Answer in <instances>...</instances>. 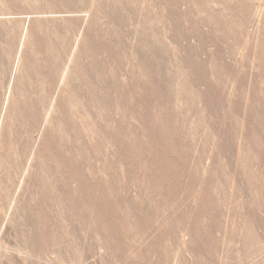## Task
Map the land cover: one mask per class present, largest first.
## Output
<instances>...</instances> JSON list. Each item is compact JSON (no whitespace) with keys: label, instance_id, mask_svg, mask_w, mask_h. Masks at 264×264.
<instances>
[{"label":"bare ground","instance_id":"obj_1","mask_svg":"<svg viewBox=\"0 0 264 264\" xmlns=\"http://www.w3.org/2000/svg\"><path fill=\"white\" fill-rule=\"evenodd\" d=\"M212 3L218 4L216 11L209 7ZM236 3L0 0V126L22 128L0 133V140L18 145L13 149L0 146V234L7 226L12 229L11 247L23 255L22 264L235 263L231 248L211 239L209 232L224 225L215 218L219 207L226 206L223 195L221 199L215 196L224 192L222 183L216 180L218 173L223 179L225 176L222 155L229 153L226 158L230 166L236 158V166L247 176L253 175V202L264 213V153L259 149L264 145V89L259 83L264 82V0ZM190 14L195 15L194 20H190ZM184 20L191 30H182ZM235 20L237 32L232 30ZM202 27L209 33H203ZM214 29L222 35L216 37ZM192 39H197L200 47L208 41L216 46L231 39V50L242 51L240 63L247 73L234 70L233 63H222L220 52L203 59ZM126 48L132 51L139 68L136 73L128 70L129 77L140 75L147 95L137 96L144 107L139 114L141 127L131 126L129 137L123 139L120 135L126 120L113 121L110 110L111 104L119 109L128 97L115 77L106 76V64L96 55L104 50L110 60L120 62ZM177 51L187 56L174 57ZM208 63L214 82L207 78ZM36 77L37 85L33 83ZM41 79L51 80L54 96L60 88L62 98L56 101L64 115L61 122L49 117L50 98H39L44 91ZM249 80L254 87L247 94L243 86ZM191 83L204 88L190 91ZM100 85H106L116 96L112 92L102 94ZM4 86L9 90L3 91ZM228 98L231 101L225 106ZM198 100L204 102L208 116L218 115L220 109L225 111L228 124L220 129L224 120L217 124L209 121L220 139L208 162H204L203 150L198 149L190 164L189 153L196 143L188 138L186 121L201 116L195 105ZM183 101L191 105L186 111L178 106ZM84 107L104 110V119L112 120L114 128L101 130L84 121L91 139L81 144L82 131L74 119ZM209 132L203 133L206 144L213 136ZM99 133L115 145V159L127 167V180L139 182V199L123 195L127 184L114 169L116 160L102 157ZM246 158L257 162L255 172L244 164ZM92 159H101L100 164L95 165ZM23 162H34L37 167L24 184ZM11 169L18 173L11 175ZM102 172L107 178L101 176ZM182 176L188 177L186 187L181 185ZM182 192L184 200L174 206L177 194ZM190 199L197 207H190ZM202 217L210 218L203 227ZM262 222L255 218L256 225ZM180 231L185 236L182 241L190 246L186 252L174 249ZM260 233L246 221L240 234L231 235L226 230L228 238L235 240L238 236L240 241L243 254L239 264H264V237Z\"/></svg>","mask_w":264,"mask_h":264},{"label":"rangeland","instance_id":"obj_2","mask_svg":"<svg viewBox=\"0 0 264 264\" xmlns=\"http://www.w3.org/2000/svg\"><path fill=\"white\" fill-rule=\"evenodd\" d=\"M230 2H232V4L234 6H236V4H237L236 0H230ZM184 6H185V4L183 5V7ZM209 7H212L211 9L214 10V11H216L217 8H219L218 4H216V3H212L211 5L209 4ZM201 16H203V14H201ZM235 16H237V15H235ZM189 18H190V20H194L195 15L194 14H190ZM221 19L223 20V17H221ZM183 22L184 23H183L182 30L183 31L191 30L189 28L190 25H189L188 21L184 20ZM235 22L236 23H234L233 27H232L233 32H237L238 21L235 20ZM192 23H193V21H192ZM202 32L203 33H209L208 29L206 27H202ZM213 34L216 37H220L222 35L221 31L219 32V30H216V29L213 30ZM96 38H97V36H96ZM94 39H95V36H94ZM246 39L249 40L250 36L247 35ZM208 42L209 43H207V42L204 43V46H203L204 48H203L202 46L201 47L199 46V42H198L197 39H192L191 40V44L193 46H195L194 48H195L196 52L203 59L204 58L210 59V57L212 55L216 54L217 52H220V54H221L220 61L222 63H225V64L233 63L234 64V70H237L240 74H243V75L247 73V69L244 66H242L241 63H240L243 60L242 51L240 49H237V48H234L233 50H231V47L233 45V42H232L231 39L227 40L226 42L223 41L221 44L219 43V45L217 44L216 46L213 45L212 41H211V43H210V41H208ZM125 51H126V53H124ZM77 52L78 53H82V54L84 53L81 50H75L74 53H77ZM179 52L180 51L175 52L174 53L175 54L174 57L183 56V55L185 56L186 55L183 52H180V53ZM205 52H206V54H205ZM99 53L102 54V55H100ZM96 56H98V59L104 61V64H106L105 65L106 66V69H105L106 76L109 75L108 77H110V76L115 77L118 80V82H119V84H120L122 89H123V86H124L123 90L126 92V96L128 97V99H126L127 103L125 102L122 106H119V109L116 108V106H114V104H111L113 106V109L110 110V114L112 115V120L113 121H116V119L118 120L120 118H124L126 120V126H125L124 133H121V135H120L121 138H123V139L125 138L126 139L127 137H129L128 132H130L129 130H130L131 126L140 128L141 125H142V123H141L142 121H141V119L139 117V114L143 113L142 111H143L144 107H143V103L138 98L139 97L142 98L144 95H147L146 91L143 89L144 79L140 75H138L136 78H133V79L129 77L130 73L127 72L128 70L132 69V70H134L135 73L139 71L138 64H137L136 61L133 60L132 51L129 48L124 49V51L122 53V56H121L122 60L120 62H114L113 60H110L108 52L104 51V50H101L100 52H98ZM174 57H173V59H174ZM82 60L84 61V62L83 61L82 62L85 65H86V62L88 63L87 59L84 58ZM213 60H214V58H213ZM208 66L206 67L207 68V71H206L207 72V78H208V80H211V81L214 82V81H216L215 76L213 74L211 75L209 73V70L211 68V64L208 63ZM254 70H255V68H254ZM117 71H118L119 75L117 74ZM39 77H41V76H39ZM188 78L189 79H193V75H191V73H188ZM35 79L36 80H33V83L35 85H37L38 84V83H36L37 77ZM40 81L42 82L41 83V87L44 88V91H43V93L41 95H39V98H40V96H44V95L45 96L47 95L48 99L50 98V100H49L50 109L48 110L49 117H52L53 119H55V117H56L57 120L55 119V121L56 122H61V120L64 118V115L62 113V110H61L60 106L57 104V101H56L57 97L58 98H62V93L60 92V88H59L58 92L56 93L57 96H54L55 94H52V92H51V88L53 87L52 83H51V80L46 79L45 81H43V79H41ZM128 82H130V83H128ZM259 83H260V86H262L263 89H264V82H259ZM129 84H130V86H129ZM192 84L193 83H191L192 87L191 86L188 87V89L190 91L191 90H201V89L204 88L203 85L194 86ZM132 85H134L135 87L132 86ZM102 87H103V89H102ZM253 87H254L253 81L249 80L243 86V92L247 93V94H250V92L253 90ZM105 88H106V85L105 86H101L100 85L98 90L102 94H105L106 92H110V93L112 92L111 94L113 96H116V93L114 91H109L107 88H106V90H107L106 91ZM135 88L137 89V91L135 90ZM229 89L231 90V87ZM2 90L3 91H8L9 89L7 88V86H4ZM140 90H143V91L140 92ZM137 96H139V97H137ZM128 101H129V103H128ZM230 101H231V99L228 98L227 102L225 101V106L227 104H229ZM124 105L126 107H124ZM195 105H196L197 109L200 111L202 117L201 116H199V117L197 116V117L192 119V117H194V116H192L191 118L189 117L190 119H188V121H186V130L188 131V138H189L190 141H194L195 140L194 142L196 143L195 144V148L189 153V155H190L189 156L190 157V159H189L190 164H192L195 161V158L198 155L197 154L198 153V149L201 150V151L203 150L204 157H205L204 162L205 161L208 162L209 156H211V154L213 152V148L216 147L217 142L220 139L219 138L220 136L216 135V133H215L216 129L214 130V129H212L210 127L209 121L215 122L217 124V123L222 122V120H224V124H223V122L221 123L222 125L220 124L221 128L219 126L220 129H225L227 127V124H228V115L225 114V111H223L222 109L218 110V115L214 114L211 117L210 115L208 116L209 113H208L207 109L204 108L205 105H204V102L202 100H198L195 103ZM178 106H180V107L182 106L181 110L186 111V109H188V107L191 106V105H190V103H188L186 101H183V102L180 103V105L178 104ZM55 108L57 110H55ZM100 109L101 108H98V110H97V108H95L94 111H92V110L89 111V110H87L84 107L82 110L77 112V115H76L74 121L76 123V126L79 127V129H81V131H82V133H80V135L82 137H81V139H79L80 140L79 142L81 144L83 143V140L86 141V142H89L90 139H91V135L89 134L87 127L83 124L84 121H85V123H94V124L98 125L101 130H103V129H111V130H113L112 127L114 125V122L112 120H109V121L105 120L104 117H103V114H105V111L104 110L102 111V109L100 111ZM131 110H134L136 113L133 112L131 114V112H132ZM94 116H96V118ZM60 117H62V118H60ZM138 117H139V120H137ZM92 118H94V121H92L93 120ZM215 118H216V120H215ZM58 119H59V121H58ZM97 121H98V123H97ZM197 121L199 123H201V126L199 125V123ZM196 122L198 123L199 126L197 125ZM44 123L47 124V121L45 120ZM194 124H195V126H194ZM128 125H129V127H128ZM16 129L20 130L22 128L20 126H18V125H16V127H10L9 129L7 127L4 129L3 127L0 126V133H2L3 131L4 132H15ZM194 129H195V131H194ZM208 129L211 130L212 133L209 132ZM66 130L69 131L67 129V127H66ZM207 131L209 133L213 134V136H212L211 139H209V141H207L208 143L206 144L204 134H206ZM261 133H262V136H263L264 132H261ZM190 134H191V136H190ZM98 136L101 138V141H102V146H101V151L103 152L102 153V157H107V158L111 157V158H114V159H115V156L118 157L117 154H116L117 152L114 151L115 148H116L115 145L110 140H108V138H106L105 135L99 133ZM216 140H217V142H216ZM0 146L2 148L5 147L7 149H9V148L10 149L18 148V145L16 146V143H14L13 141H6L4 139L0 140ZM259 149H260V152L264 153V145H262ZM214 150H216V149H214ZM113 151H114V153H113ZM205 152H206V154H205ZM89 156H90V154H89ZM227 156L228 157L230 156L229 153H226L225 155H222L220 157V159L224 163V174H223V175H225L224 179H223V176L220 175V173H218L219 175H217V179H216L217 181H220L222 183L224 192L222 194H220V193H216L215 194L217 199H221L222 195L226 199V201H225L226 202L225 203L226 206L225 207H219L218 212L215 215L216 220H219V223L220 224H224V225H221V226H218V227H212V228L209 229V232L211 234V239L212 238L213 239H218V240L224 242L223 245H224L225 248H229V247L231 248V250L233 251V260L234 261L236 260L234 264H239L240 263L239 262L240 256L243 254V250L241 248L240 241L238 239V236H237V238L235 240L230 239V237L228 238V236L226 235V230H227V232H230L231 235L232 234L234 235L235 233L236 234H240V231H241V228H242V223L244 221H246L248 223V225L251 226V228H254V229L258 230L259 233L261 232L260 233L261 236L264 237V223L262 222L259 225L255 224V218L264 220V213L262 211H260L259 208L257 207V205L253 202V191H252L253 190V175L250 174L249 176H247L246 174H244L242 169L240 167L236 166L237 163H238L237 162L238 160L235 161L236 158H234V160L232 159L233 160L232 163H234L233 167L230 166L231 164H229L230 162L228 161V159H227L228 157ZM102 159H104V158H102ZM100 160L101 159H99L98 161H100ZM115 160L117 162V159H115ZM91 161L97 166L100 164L98 161H95L93 159ZM246 161L247 162L244 163V164L247 167H249L250 170H252V172H255L257 170V167H258V165H256L257 162L253 161L252 159L249 160V158H246ZM33 163L34 162H32V163L30 162L28 164L26 162H23L22 171L25 173L23 175V177H24L23 184H24V182L26 183V181H29L31 173H33L37 169V167L33 166ZM225 164H227L228 167ZM116 168H117L116 171H117L118 177L121 179L122 182L127 184V188H126L125 191H123V195L124 194H126V195L128 194L133 199H139V196H140V194H139L140 190H139V185H138L139 182L131 183L129 180H127L129 178V175H128L127 167H125V165H123L121 163L119 164L117 162V165H116V167H114V169H116ZM233 170H235V171L237 170L236 171L237 173L235 171H233ZM29 171H31V172L29 173ZM10 172H11L10 173L11 175H13V173H14V175L16 173H18L15 169H11ZM233 172H234V174H233ZM101 176L103 178H107V175H106L105 172L104 173L102 172ZM225 179H226V181H225ZM180 180H181V185L183 187H186L187 184H188V177L187 176H182L180 178ZM195 188L196 189L199 188V185H197ZM217 194H219V195H217ZM183 200H184V193L183 192L182 193H178L177 197H176V199L174 201V206L178 205ZM156 201H157V199H156ZM189 202H190V207H197L196 206L197 204H196V202L193 199H190ZM158 207H162V206L159 205ZM209 221H210V218L207 219V217H202L200 224L203 227L204 224L205 223H209ZM182 238H185V236L183 235L182 231L177 232V234H176V242H177V244H176V247L174 249H177L178 252H186L187 251L186 249H188L190 247L189 245H186L182 241ZM13 241H14V235L12 233V229H10L9 226H7V227H5L3 229V232L0 234V264H15L16 261L19 264H22V261H24L23 255L18 253L15 250V248L11 247V246H14V242ZM232 246H233V248H232ZM168 250L172 251L173 248L172 249H168ZM188 256H190V255H188ZM190 258L193 259L191 256H190ZM221 258H222V255L219 256V259H220L219 262L222 261ZM52 259H53V256H52ZM49 262H52V260H50ZM47 264H53V263H47ZM186 264H190V263L186 260Z\"/></svg>","mask_w":264,"mask_h":264}]
</instances>
